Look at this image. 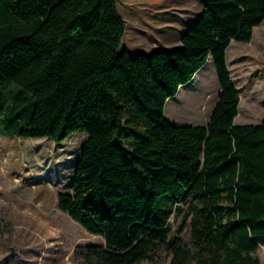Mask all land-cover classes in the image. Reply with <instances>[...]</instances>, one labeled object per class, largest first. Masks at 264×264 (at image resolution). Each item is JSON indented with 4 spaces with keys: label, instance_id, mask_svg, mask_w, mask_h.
Wrapping results in <instances>:
<instances>
[{
    "label": "trees",
    "instance_id": "trees-1",
    "mask_svg": "<svg viewBox=\"0 0 264 264\" xmlns=\"http://www.w3.org/2000/svg\"><path fill=\"white\" fill-rule=\"evenodd\" d=\"M198 1L178 47L131 54L119 49L117 0H0V136L86 134L71 191L57 196L105 241L77 250L86 264H137L161 250L168 264H261L264 116L235 123L226 52L251 40L264 0ZM210 59L220 92L207 123L170 122L167 100ZM183 205L191 246L170 236Z\"/></svg>",
    "mask_w": 264,
    "mask_h": 264
},
{
    "label": "rangeland",
    "instance_id": "rangeland-1",
    "mask_svg": "<svg viewBox=\"0 0 264 264\" xmlns=\"http://www.w3.org/2000/svg\"><path fill=\"white\" fill-rule=\"evenodd\" d=\"M126 22L120 50L149 54L178 47L181 33L200 16L198 0L125 3L117 0ZM179 44V45H178ZM227 66L238 91L236 124L258 123L264 116V20L253 28L249 42L232 41ZM194 80L180 87L166 102L165 117L179 125H203L220 92L210 59ZM86 138L74 133L57 143L48 137L0 136V264H86L77 255L104 239L86 231L58 207L59 192L71 191L75 165ZM171 237L191 246L187 206L169 218ZM264 264V247L256 251ZM170 252L159 251L152 261L168 264Z\"/></svg>",
    "mask_w": 264,
    "mask_h": 264
},
{
    "label": "crops",
    "instance_id": "crops-1",
    "mask_svg": "<svg viewBox=\"0 0 264 264\" xmlns=\"http://www.w3.org/2000/svg\"><path fill=\"white\" fill-rule=\"evenodd\" d=\"M179 44H180V41H179ZM178 44V45H179ZM137 51V50H136ZM200 73V71L195 75V77L198 75ZM195 77L193 78V80L195 79ZM212 111V110H211ZM209 119V118H208ZM208 121V120H207ZM207 121L203 124V125H205L206 123H207Z\"/></svg>",
    "mask_w": 264,
    "mask_h": 264
}]
</instances>
